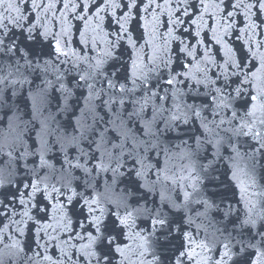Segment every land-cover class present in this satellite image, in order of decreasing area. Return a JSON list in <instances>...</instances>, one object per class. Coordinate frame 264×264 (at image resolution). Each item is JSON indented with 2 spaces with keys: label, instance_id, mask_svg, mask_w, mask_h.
Listing matches in <instances>:
<instances>
[{
  "label": "snow or ice",
  "instance_id": "6c2138e0",
  "mask_svg": "<svg viewBox=\"0 0 264 264\" xmlns=\"http://www.w3.org/2000/svg\"><path fill=\"white\" fill-rule=\"evenodd\" d=\"M5 124L0 264H264V0H0Z\"/></svg>",
  "mask_w": 264,
  "mask_h": 264
},
{
  "label": "water",
  "instance_id": "95a60500",
  "mask_svg": "<svg viewBox=\"0 0 264 264\" xmlns=\"http://www.w3.org/2000/svg\"><path fill=\"white\" fill-rule=\"evenodd\" d=\"M27 118V117H25ZM7 138L8 140L12 139V136L8 134L7 132V125L5 124L3 127H0V142H3V140ZM7 223V221H5Z\"/></svg>",
  "mask_w": 264,
  "mask_h": 264
}]
</instances>
